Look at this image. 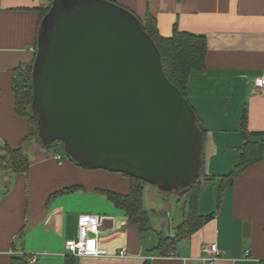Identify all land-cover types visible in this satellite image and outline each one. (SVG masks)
Returning <instances> with one entry per match:
<instances>
[{
    "label": "crops",
    "instance_id": "1",
    "mask_svg": "<svg viewBox=\"0 0 264 264\" xmlns=\"http://www.w3.org/2000/svg\"><path fill=\"white\" fill-rule=\"evenodd\" d=\"M108 1L141 21L150 14L163 38L171 37L174 28L204 37V70L190 73L186 97L204 133L208 181L198 198V214L215 215L175 244L177 258H167L158 247L163 234L150 220L144 200L149 222L141 233L99 193L128 195L126 176L85 170L59 153L36 151L27 155L26 173L0 170V184H7L0 189V264H10L13 257H25L27 264L33 259L32 264H200L211 244L220 252L214 264H264V147L258 163L230 185L222 180L239 165L247 139L259 145L264 141V89L254 86L255 78L264 74V0ZM50 4L0 0V155L6 148L17 149L28 132L27 120L15 114L13 87L18 70L34 59L39 11ZM178 194L171 195L179 199ZM186 214L184 205L182 217L177 224L171 221L172 233L165 238H175ZM80 216L109 218L97 234L98 246L108 256L67 254L65 242L77 238ZM120 250L128 257H118Z\"/></svg>",
    "mask_w": 264,
    "mask_h": 264
},
{
    "label": "water",
    "instance_id": "2",
    "mask_svg": "<svg viewBox=\"0 0 264 264\" xmlns=\"http://www.w3.org/2000/svg\"><path fill=\"white\" fill-rule=\"evenodd\" d=\"M30 106L38 139L85 170L166 194L189 189L203 136L138 19L106 0H52L39 24Z\"/></svg>",
    "mask_w": 264,
    "mask_h": 264
},
{
    "label": "trees",
    "instance_id": "3",
    "mask_svg": "<svg viewBox=\"0 0 264 264\" xmlns=\"http://www.w3.org/2000/svg\"><path fill=\"white\" fill-rule=\"evenodd\" d=\"M108 2L119 6L111 1ZM49 9L50 7L41 9L39 11V24L49 12ZM122 9L136 17L129 10L125 8ZM138 21L158 50L165 77L175 88L178 89V91L187 101L186 87L190 73L192 71L202 72L204 70V58L207 51L204 37L179 32L176 28H174L171 37L163 38L158 33L156 20L150 14H146L143 21L139 19ZM33 61L30 65H24L18 70L16 73V81L13 87V93L15 97V114L27 120V135L23 138L20 146L17 149L10 150L6 148L3 151L5 156L0 155V170L7 171L12 174H24L27 172L29 167V159L23 147L25 145L27 147L31 140H35L36 142L38 141V127L30 111V106L33 99V88L31 84ZM198 126L201 129L204 142V133L199 121ZM56 143L62 146V143ZM54 144L49 147L48 150L54 147ZM263 147V144H253L249 139H247L241 151L239 165L231 173L222 177L224 184L230 185L233 179L242 171H244L249 166L258 163L262 159ZM201 158L202 168L198 179L189 189L178 194L180 199L184 201V205L187 208L185 220L176 228L175 238H159L158 247L161 250L160 254L162 256H168L170 253H172L175 248L174 246L178 241L188 239L193 233L203 227L215 215L212 214L208 217H201L198 214V198L203 186L208 181L204 178V156L202 151ZM121 175L126 176L129 180L128 195L118 196L108 192L99 193L105 196L107 200L110 201L117 209L122 210L127 216L128 222L138 225L139 231L144 233L148 229L149 222L148 216L143 210V191L144 185L147 183L143 180L124 174ZM76 189L77 188L68 189L61 192L60 194L70 193L76 191ZM221 192L222 188H220L218 192V202L220 201ZM10 264H27V260L25 257H13Z\"/></svg>",
    "mask_w": 264,
    "mask_h": 264
},
{
    "label": "built area",
    "instance_id": "4",
    "mask_svg": "<svg viewBox=\"0 0 264 264\" xmlns=\"http://www.w3.org/2000/svg\"><path fill=\"white\" fill-rule=\"evenodd\" d=\"M254 86L257 89H264V74L258 76L254 80ZM264 145V141H263ZM57 159H60L57 157ZM109 218L99 216H80L78 218V233L75 240H68L65 242V250L67 254L73 257H104L108 256L105 250L98 246V237L100 227L103 222ZM205 257L200 260V264H214L220 255L216 244H211L205 250ZM118 257H128L126 250H120ZM167 258H177L173 253H170ZM31 260L28 264L34 263Z\"/></svg>",
    "mask_w": 264,
    "mask_h": 264
},
{
    "label": "rangeland",
    "instance_id": "5",
    "mask_svg": "<svg viewBox=\"0 0 264 264\" xmlns=\"http://www.w3.org/2000/svg\"><path fill=\"white\" fill-rule=\"evenodd\" d=\"M37 140V142L35 140H31L27 147L26 145L23 147L26 155H31V153L36 151L45 150L42 146L43 143L39 141V139ZM49 150H51V153L53 154L59 153L64 156V158H67L64 154L62 146L57 143ZM2 156H5V153H3ZM6 185V183L0 184V189L5 188ZM144 186V207L150 211V220L154 222L158 233L162 232L163 237H168V235L172 233L171 221H174V223L177 224L179 217H182L184 201L180 198L177 199L172 195L163 193L154 185L145 184ZM168 227H171V231Z\"/></svg>",
    "mask_w": 264,
    "mask_h": 264
}]
</instances>
